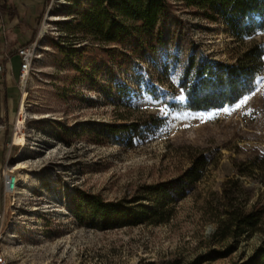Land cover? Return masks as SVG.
<instances>
[{
	"label": "rangeland",
	"instance_id": "374dc122",
	"mask_svg": "<svg viewBox=\"0 0 264 264\" xmlns=\"http://www.w3.org/2000/svg\"><path fill=\"white\" fill-rule=\"evenodd\" d=\"M76 2L84 7L87 0L49 1L27 42L36 47L25 79L19 78L20 46L6 54L0 48V251L5 264H191L226 246L233 247L228 256L202 264H250L264 235L218 241L212 209L221 201L223 183L235 176L249 190L247 206L255 201L264 206L262 174L235 173L239 164L264 156V68L252 93L206 111L169 107L168 101L183 96L177 87L181 69L173 65L164 72L161 55L135 60L127 71L107 65L102 82L90 87L80 82L74 67L79 51H70L69 43L97 44L69 35L65 25L78 9ZM173 4L162 26L168 46L181 57L195 46L212 58L234 62L252 41L264 43V31L237 40L221 21ZM120 83L131 87L130 102L115 87ZM130 123L136 126L116 134L108 128ZM17 132L24 139H17ZM201 155L206 163L198 180L185 187L165 223L100 230L74 214L80 191L106 200L131 198L143 185L180 178Z\"/></svg>",
	"mask_w": 264,
	"mask_h": 264
},
{
	"label": "trees",
	"instance_id": "16d2710c",
	"mask_svg": "<svg viewBox=\"0 0 264 264\" xmlns=\"http://www.w3.org/2000/svg\"><path fill=\"white\" fill-rule=\"evenodd\" d=\"M49 1L44 0L46 6ZM173 2L195 9L197 14L210 22L221 21L237 40L251 38L264 31V0H87L84 7L76 2L78 9L72 20H66V31L69 35L89 37L97 44L96 48H89L88 45H80L84 40L78 39L69 43L70 51H79V64L74 67L81 76L80 82L92 87L102 82L100 75L107 65L113 71H127L135 60L142 62L161 55L164 72H168L173 65H179L181 69L177 87L184 99L168 101L172 109H217L234 105L252 93L264 68V43L252 41L234 62L212 58L195 46L181 57L168 46L162 26L164 18L173 8ZM1 8H5L4 5ZM115 87L130 102L131 87L125 83ZM133 126L136 123L113 124L108 128L116 134ZM205 163L206 157L201 155L180 178L143 185L141 191L131 198L106 200L99 194L80 191L74 214L80 222L87 221L100 230L165 223L173 214L176 199L185 195L186 186L198 180ZM252 171L262 174L264 186V156L239 164L235 173L245 177L250 176ZM248 192L239 177L228 178L223 183L221 201L212 209L216 218L214 234L218 241L264 235V206L258 201L247 206ZM232 251V246H226L224 250L213 249L197 256L191 264L226 257ZM250 264H264V239Z\"/></svg>",
	"mask_w": 264,
	"mask_h": 264
},
{
	"label": "crops",
	"instance_id": "0c3cea01",
	"mask_svg": "<svg viewBox=\"0 0 264 264\" xmlns=\"http://www.w3.org/2000/svg\"><path fill=\"white\" fill-rule=\"evenodd\" d=\"M45 9L44 0H0V48L4 54L29 42Z\"/></svg>",
	"mask_w": 264,
	"mask_h": 264
},
{
	"label": "built area",
	"instance_id": "2783aa9c",
	"mask_svg": "<svg viewBox=\"0 0 264 264\" xmlns=\"http://www.w3.org/2000/svg\"><path fill=\"white\" fill-rule=\"evenodd\" d=\"M35 47H36L35 42H33L21 46L17 49V53L20 58L19 78L22 80L26 78V76L28 75L31 69V64L33 62L34 54H35ZM10 182H11L10 179L6 181V187H9ZM5 263H6L5 257L0 251V264H5Z\"/></svg>",
	"mask_w": 264,
	"mask_h": 264
},
{
	"label": "bare ground",
	"instance_id": "6f19581e",
	"mask_svg": "<svg viewBox=\"0 0 264 264\" xmlns=\"http://www.w3.org/2000/svg\"><path fill=\"white\" fill-rule=\"evenodd\" d=\"M42 32L43 33L45 32V26H43ZM26 96H27V93L25 92L24 95H23V98H22V104L23 105L26 103ZM23 113H24V109H21L20 118L18 120V126L23 123L22 120H21V116H22ZM17 139H24V133L23 132H17Z\"/></svg>",
	"mask_w": 264,
	"mask_h": 264
},
{
	"label": "snow or ice",
	"instance_id": "6c2138e0",
	"mask_svg": "<svg viewBox=\"0 0 264 264\" xmlns=\"http://www.w3.org/2000/svg\"><path fill=\"white\" fill-rule=\"evenodd\" d=\"M179 99H180V100H183L184 97L181 95V96L179 97ZM246 101H247V97L244 99L243 102H246ZM239 106H240V105L238 104L237 107H239ZM224 111L227 112V111H229V109L225 108Z\"/></svg>",
	"mask_w": 264,
	"mask_h": 264
}]
</instances>
